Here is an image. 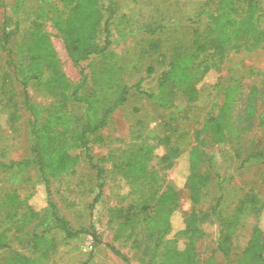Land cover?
I'll return each mask as SVG.
<instances>
[{"label":"rangeland","instance_id":"obj_1","mask_svg":"<svg viewBox=\"0 0 264 264\" xmlns=\"http://www.w3.org/2000/svg\"><path fill=\"white\" fill-rule=\"evenodd\" d=\"M14 1L0 0V35L5 16L11 15ZM253 1L257 4L255 22L259 31L264 27V0ZM102 2L105 4L106 0ZM207 2H210L209 11H214L216 4L210 0H119L120 8L111 26L110 51L113 56L92 57L75 65L52 23L55 14H66L62 4L58 0H25L18 17L20 32L12 37L8 49L0 45V161L30 157L31 117L22 105L21 87L16 75V65L28 62V57L24 53L19 54L18 50L27 40L30 20L37 19L41 23L50 37L62 71L72 83L79 81L81 69L89 75L95 69L99 78L108 76L109 95L117 85H133L141 79L144 90L156 93L157 78L165 68L157 60L161 59L157 53L166 55V63L176 45L192 47V33L187 20L194 17ZM238 6L244 11L247 2ZM15 20L16 17L12 15L9 29ZM159 24L164 28L157 34L145 32L148 27ZM153 41L159 43L157 52L149 48ZM11 59L14 62H10ZM103 59L108 61L103 64ZM149 67H153L154 71L148 72ZM104 69L109 73H104ZM89 84L95 85L97 81L89 76ZM199 85L202 87L199 99L188 104L181 112H178L176 106L161 107L154 99L131 90L126 104L111 113L106 127L98 134L100 140L91 144L93 156L95 159L104 158L102 165L106 170L102 198L95 204L100 241L93 245V239L87 234L69 242L58 237L60 243L51 254L49 264H143L138 258L143 244L137 247L132 239L127 241L124 235L115 238L118 223L115 207H121L133 218L134 224L139 225L141 211L135 204L149 195L148 176L141 174L126 178L118 166H125V154L142 142L148 139L155 143L149 131H154L158 136L169 135L171 143L182 150L175 165L160 172L166 182L172 181L179 185L181 197L176 209V217L179 219L173 220V231L168 235L174 237V231L181 227L182 218L190 212L191 207L183 186L190 169L187 151L196 144L195 132L203 127L210 116L217 114L223 102L224 89L230 85H234L237 91L230 109V130L220 144H214L206 138L202 147L204 160L192 165L194 171L207 169L211 174L210 181L201 189L199 202L194 206L200 215L206 214L198 223L202 234L196 240L195 249L200 264H207L208 260L212 261L211 264H244L242 251L258 221L252 211L245 212L240 224L233 229L228 256L224 257L217 250V244L226 229L223 222L232 217L236 205L247 192L256 191L264 199V165L243 162L249 153L259 147L258 115L264 108V42L258 40L256 33L248 35L241 32L239 39L229 45L222 62L212 68ZM28 91L33 101L49 112L62 108L72 117L83 113V105L71 100L60 107L57 97L46 91L42 84L32 82ZM253 92L256 94L255 110L249 120L246 118V109ZM162 147H157L156 151H163ZM83 155V151H80V161L73 173L52 178L50 186L52 197L61 213L76 229L89 225V207L97 191L95 171ZM159 166L156 158L149 160V169H159ZM39 179L40 173L36 166L17 173L0 170V230H5L12 248L25 254L29 250L15 240L12 241L11 227L25 212L26 203L35 208L45 204L44 189L38 183ZM217 200L219 202L213 210ZM260 220L263 224L264 214ZM140 224L145 226V223ZM129 229L127 227L124 233ZM184 241L183 237H179L178 247H182ZM108 244L125 253L130 263L124 262L112 252ZM149 244L152 245L151 242Z\"/></svg>","mask_w":264,"mask_h":264},{"label":"trees","instance_id":"obj_2","mask_svg":"<svg viewBox=\"0 0 264 264\" xmlns=\"http://www.w3.org/2000/svg\"><path fill=\"white\" fill-rule=\"evenodd\" d=\"M66 10L65 15L55 14L52 23L63 40L65 48L75 65L87 61L92 57L113 56L112 21L120 5L119 0H58ZM215 3L214 11H209V4L200 9L194 17L187 21L192 33V47L176 45L165 63L166 55L157 53V59L165 68L157 78L156 93L146 91L142 87V79L133 85L122 83L115 87L111 95L108 76L98 77L95 69L89 75L84 69L80 70V79L72 83L60 67L59 59L52 45L49 35L44 31L41 23L30 20L27 40L18 50L24 53L28 62L16 65V75L21 87V102L30 114L29 130L31 134L30 157L19 160L0 161V170L23 172L31 166H36L40 173L41 187L44 189L45 204L35 208L25 204V212L12 225V241L25 246L29 253L17 251L9 245L5 230H0V264H49L51 254L59 245L58 237L69 242L78 240L83 234L91 236L93 245L99 243L96 227L98 215L95 204L102 198L105 167L104 158L95 159L91 152V144L99 141L98 134L106 127L111 113L126 104L131 90L154 99L161 107H177L181 112L184 107L199 99L202 80L205 75L217 67L227 54L229 45L239 39L240 33L257 34L258 40L264 42V27L257 31L255 12L257 4L253 0H210ZM246 1L247 7L240 10L238 4ZM25 0H15L11 7V15H6L3 21V30L0 35V45L8 49L13 36L20 32L19 14ZM12 15L16 17L13 27L9 29ZM151 26V25H146ZM163 25L148 27L145 32L155 35L162 31ZM158 30V31H157ZM150 50L157 52L159 43L153 41ZM111 53V54H110ZM11 58L12 55L9 54ZM163 58V59H162ZM105 64L108 59H103ZM10 62H14L12 59ZM92 65V63H91ZM148 72L154 68L149 67ZM104 73H109L107 69ZM89 76L97 84H89ZM32 82L42 84L44 89L54 94L58 104L63 107L65 102L73 101L83 105V113L72 117L62 108L53 112L41 107L31 98L28 87ZM234 85L224 89L223 102L216 115L210 116L201 129L195 132L196 144L187 151L190 169L186 174L183 186L191 204L190 212L185 213L182 225L174 231V237L168 236L173 231V220L178 213L176 209L181 197L179 185L172 181L166 182L162 171L171 169L182 154V150L171 143L169 135L158 136L154 131L149 134L154 137L155 143L147 139L125 154V166H118L126 178L147 174L150 192L140 203L135 204L141 211L139 225L134 224L133 218L126 214L121 207H115L116 221L118 220L115 238L124 235L140 247L138 257L143 264H200L196 256V240L202 231L198 227L201 217L194 208L199 202L201 189L208 184L211 178L206 169L198 172L192 170V165L204 160L206 138L214 144L225 140L230 130V109L233 96L236 94ZM264 94V90L262 91ZM246 109V118L251 119L255 110L256 94L250 95ZM260 139L258 149L249 153L244 163L256 162L264 165V108L258 115ZM164 148H163V147ZM162 147L163 151H156ZM80 151L95 171L96 195L90 203V222L86 228H74L69 220L61 213L56 201L52 197L51 179L61 174H71L80 161ZM156 158L160 164L158 168L149 169V160ZM212 207L216 209L217 203ZM252 211L257 223L253 226L250 239L242 251L244 264H264V223L260 220L264 214V199L256 191L247 192L234 209L232 217L225 220L226 229L222 238L218 240L217 250L224 257L228 256V244L233 229L240 224L242 215ZM113 220V219H112ZM2 221L0 217V222ZM140 223H145V226ZM130 227L127 233L124 230ZM185 241L178 247V238ZM151 242L152 245L149 244ZM108 247L124 262L130 263V258L121 250L108 244ZM212 261L208 260L207 264ZM82 264H86L83 262Z\"/></svg>","mask_w":264,"mask_h":264}]
</instances>
